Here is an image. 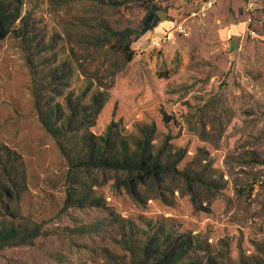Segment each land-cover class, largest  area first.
Wrapping results in <instances>:
<instances>
[{"label":"rangeland","instance_id":"374dc122","mask_svg":"<svg viewBox=\"0 0 264 264\" xmlns=\"http://www.w3.org/2000/svg\"><path fill=\"white\" fill-rule=\"evenodd\" d=\"M151 1L0 0V264H264V0Z\"/></svg>","mask_w":264,"mask_h":264},{"label":"trees","instance_id":"16d2710c","mask_svg":"<svg viewBox=\"0 0 264 264\" xmlns=\"http://www.w3.org/2000/svg\"><path fill=\"white\" fill-rule=\"evenodd\" d=\"M165 7L160 2H153V0L150 2H147L145 6V15L143 16L138 28L131 29L126 28L122 31L116 32V35L120 39L121 42H125L127 47H130V44L137 41L140 37H142L144 34H146L149 31H152L159 22L163 19L162 14H165L164 12ZM4 32L2 29H0V40L3 38ZM133 159L132 162H129L130 165L139 167V169L145 168L146 170L145 175H148L150 172L154 173L155 175H158V170L160 169L156 162H150V160H147L150 164H147L146 161L140 156L139 154L133 153ZM130 171V170H128ZM158 171V172H157ZM139 172H141L139 170ZM145 175H139L136 176H145ZM128 176H132L128 175ZM187 176V175H185ZM142 179V178H141ZM129 182H133L131 178L128 180ZM16 229H13L11 232H0V244L3 242H7L10 240H15L18 238V235L15 233Z\"/></svg>","mask_w":264,"mask_h":264},{"label":"built area","instance_id":"2783aa9c","mask_svg":"<svg viewBox=\"0 0 264 264\" xmlns=\"http://www.w3.org/2000/svg\"><path fill=\"white\" fill-rule=\"evenodd\" d=\"M214 6H215V0H202L201 5L199 6V9L197 10V12L193 13V16L203 19L209 14V12L211 11V9L214 8ZM246 8L248 11V16L246 20V23L248 25V33L253 37H257L258 33L253 28V23L256 22V18L255 16L252 15V13L257 10V4L254 0H249L246 5ZM174 28L175 30H178V31L180 30V32L182 31L181 24H176ZM169 36H170V33L165 32L162 35H160L158 39H156L155 37L149 38L150 45L152 47H160L164 41L169 40L170 38Z\"/></svg>","mask_w":264,"mask_h":264},{"label":"crops","instance_id":"0c3cea01","mask_svg":"<svg viewBox=\"0 0 264 264\" xmlns=\"http://www.w3.org/2000/svg\"><path fill=\"white\" fill-rule=\"evenodd\" d=\"M216 3V0H215ZM243 23H240V25L233 24L231 27L225 28L224 35L228 38L230 37H236V33L238 30L243 29ZM175 22L169 18L163 17V19L159 22V24L152 30L144 34L145 39L149 38H156L158 39L160 35H162L165 32L171 33V30L174 29ZM166 42V41H165ZM163 42V43H165Z\"/></svg>","mask_w":264,"mask_h":264}]
</instances>
